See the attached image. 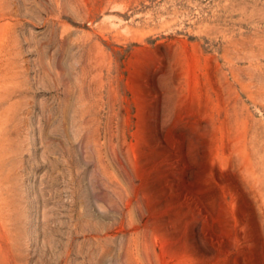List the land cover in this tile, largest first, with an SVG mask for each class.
Returning <instances> with one entry per match:
<instances>
[{
  "label": "rangeland",
  "instance_id": "obj_1",
  "mask_svg": "<svg viewBox=\"0 0 264 264\" xmlns=\"http://www.w3.org/2000/svg\"><path fill=\"white\" fill-rule=\"evenodd\" d=\"M0 264H264V0H0Z\"/></svg>",
  "mask_w": 264,
  "mask_h": 264
}]
</instances>
